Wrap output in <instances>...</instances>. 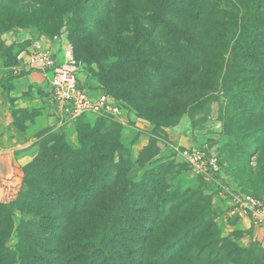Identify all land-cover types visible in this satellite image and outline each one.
Instances as JSON below:
<instances>
[{
  "label": "rangeland",
  "instance_id": "obj_1",
  "mask_svg": "<svg viewBox=\"0 0 264 264\" xmlns=\"http://www.w3.org/2000/svg\"><path fill=\"white\" fill-rule=\"evenodd\" d=\"M71 1L0 0V78H15L0 88V203L21 202L8 249L23 222L43 256L60 255L65 245L38 228L64 214L65 244L118 238L114 264H264V228L231 217L224 193L264 198V0H79L83 11L63 13ZM38 50L62 54L79 82L123 108L119 119L57 108L43 78L26 79ZM76 125L90 134L83 143ZM197 146L218 159L212 180L173 151ZM40 155L44 176H27ZM67 190L83 196L73 218L53 203Z\"/></svg>",
  "mask_w": 264,
  "mask_h": 264
},
{
  "label": "trees",
  "instance_id": "obj_2",
  "mask_svg": "<svg viewBox=\"0 0 264 264\" xmlns=\"http://www.w3.org/2000/svg\"><path fill=\"white\" fill-rule=\"evenodd\" d=\"M91 0H88L90 2ZM99 0H95V2H98ZM169 7H172V5H181V0H178L177 2H172L170 0H167ZM70 4V2H69ZM69 4L64 5L62 12L68 13L70 12L72 15L78 14L79 10H84L86 7V4L82 3L79 0L71 1L70 9ZM191 6L194 5V3H190ZM175 6V7H176ZM73 7V8H71ZM73 9V10H72ZM82 10V11H83ZM88 22V21H86ZM159 23V22H158ZM158 24H156L157 26ZM15 80L14 77H1L0 78V88L3 90L11 89V82ZM83 116V115H82ZM81 117V116H80ZM76 131L79 134L81 143L84 142V136L88 137L90 136L89 133H83V129L76 125ZM219 164V162H218ZM27 176L33 177L35 175H38L40 178L44 176L45 171L47 170V167L45 165V161L42 158V155H40L38 158H36L33 163L29 164L26 167ZM49 174H53L56 181L61 182L63 185H66V188H68V183L66 180V174L58 167V168H50L47 171ZM74 179V178H73ZM25 181H28V179L25 178ZM29 182V181H28ZM28 187L31 189L33 197H38L36 199H40L39 202L43 201L44 197H48L45 189L39 185L38 187H34L30 182L27 183ZM67 194H64L63 196H60L59 194H55V199L53 203L56 204L58 207H64L65 210L70 205L73 208V211L78 209L81 205L80 199L83 197L82 195H73L71 191L67 190ZM237 194H244L235 192ZM249 195V194H247ZM85 197V196H84ZM93 198V197H92ZM257 198V197H256ZM21 202L16 203H0V264H94L93 261L95 259V255L100 254L107 260V264H114V261L109 255L108 251V245H111L115 242H119L118 238H115V242H109L106 243L105 240H97L96 242H90L88 243L86 240L79 241L80 243L77 244V242H67L65 244L63 236L65 231H68V228H65V225H68L66 222V216L64 214H61L59 217L58 224H54L53 227L44 228L42 224H40V228L38 230L41 232V234L48 235L51 240H53L55 243H63L65 245L64 251H61L60 255H56L54 257L52 256H43L41 245L34 246L33 239H35L34 231H28L24 234L23 228L24 223L20 224L17 227L18 232V244L15 249L10 250L7 247V243L10 240V236L12 234L14 224L12 221L13 217V211L16 209V207L20 208ZM22 211V208H21ZM79 212H70V217H76V214ZM41 219V223L44 219ZM61 221V223H60ZM30 224V223H29ZM25 229H27L25 227ZM33 230H36L34 228ZM108 229H106L101 235H104ZM100 233H97L96 237H98ZM113 241V240H112ZM177 247V244H172L168 248H171L174 250ZM78 249V250H77ZM73 253H76V256L73 255ZM162 258H170L169 251L167 248L162 249L161 251ZM134 261V260H133ZM131 263H134V262Z\"/></svg>",
  "mask_w": 264,
  "mask_h": 264
},
{
  "label": "built area",
  "instance_id": "obj_3",
  "mask_svg": "<svg viewBox=\"0 0 264 264\" xmlns=\"http://www.w3.org/2000/svg\"><path fill=\"white\" fill-rule=\"evenodd\" d=\"M29 72L41 74L48 84L50 101L60 110H65L71 118L76 119L84 114L111 116L119 119L123 108L109 99L102 89L94 96L91 89L79 82L77 76L59 64L47 50H38L26 58ZM181 160L195 174L214 179L220 172L218 159L206 146L192 148L176 147ZM228 213L231 217L244 220L253 228H264V198H256L247 194H237L225 190Z\"/></svg>",
  "mask_w": 264,
  "mask_h": 264
},
{
  "label": "crops",
  "instance_id": "obj_4",
  "mask_svg": "<svg viewBox=\"0 0 264 264\" xmlns=\"http://www.w3.org/2000/svg\"><path fill=\"white\" fill-rule=\"evenodd\" d=\"M53 55V57H54V59L57 61V63H62V61H63V59H62V54H59V55H61V58L59 59V55L58 56H55L54 54H52ZM61 61V62H60ZM40 78H43L44 79V77L41 75V74H39V73H34V72H30V74L26 77V79L31 83V82H38V80L40 79ZM45 80V79H44ZM13 81H15V80H13ZM96 92H99L98 91V89L97 90H91V93L94 95V96H96L95 94H96ZM98 94V93H97Z\"/></svg>",
  "mask_w": 264,
  "mask_h": 264
}]
</instances>
